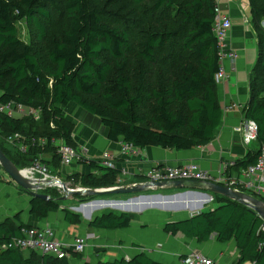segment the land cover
Returning a JSON list of instances; mask_svg holds the SVG:
<instances>
[{"label":"trees","instance_id":"1","mask_svg":"<svg viewBox=\"0 0 264 264\" xmlns=\"http://www.w3.org/2000/svg\"><path fill=\"white\" fill-rule=\"evenodd\" d=\"M129 2L138 11L143 3L152 4V10L140 11L142 19L124 16L131 32L112 25L107 19L108 9L91 7L89 0H0V100L41 108L38 121L0 115L3 143L7 144L8 135L18 132L28 145L26 151H20L7 144L11 155L0 145L17 167L39 158L50 167L42 156L48 152L54 162L51 170L55 173L60 169L55 167V159L59 158L54 148L39 145L38 139L62 137L76 147L71 137L72 125L64 114L69 104L97 117L106 128L109 141L129 142L139 149L188 150L205 146L215 138L222 109L215 81L220 49L212 30L214 0ZM248 2L253 19L263 18L264 0ZM23 19L34 25L44 41L45 61L42 53L18 37L15 20ZM45 23L55 27L48 37ZM257 32L259 52L250 70V98L243 113L245 119L257 124L255 143L259 149L264 145V30L259 27ZM158 65L166 66L167 71L159 72L155 69ZM51 121L55 129L49 127ZM256 149L247 151L231 167L241 171L254 163ZM79 163L89 168V172L78 174V181L84 186L109 187L119 172L90 158ZM50 197L51 201L30 199V214L44 218L49 209H59L60 197ZM89 198L92 197L83 196ZM214 201L218 203L215 208L199 211L182 222L167 223L165 232L181 233L199 242L212 234L221 243L234 239L240 253L238 264H264V220L219 194ZM62 210L66 222L80 223L79 214L64 207ZM17 220L18 215L0 221V245L19 237L22 228L31 227ZM131 220L129 213L107 211L89 224L99 229H122ZM23 253L18 249L0 250V264H67L66 259ZM75 256L82 258L81 254ZM98 264L161 263L139 253L128 260L120 258Z\"/></svg>","mask_w":264,"mask_h":264},{"label":"crops","instance_id":"2","mask_svg":"<svg viewBox=\"0 0 264 264\" xmlns=\"http://www.w3.org/2000/svg\"><path fill=\"white\" fill-rule=\"evenodd\" d=\"M218 6L221 15L231 17L233 21L228 32L227 46L236 51L237 60L236 70L217 84V99L222 109V118L220 125L215 130V138L205 146L188 150L177 151L146 147L133 153L120 155L117 142L109 141L106 138L107 130L99 119L95 116L92 117L75 104H69L65 107L64 114L72 125L71 137L78 146L86 145L87 158L95 159L102 151H109L117 155V170L126 167L130 173L134 172L135 168L143 170L152 165L174 166L189 161L197 162L203 169L210 171L213 177L220 174L225 175V173L234 177L241 173L236 167L226 168V164L233 165L234 161L242 159L247 151L257 148L255 142L245 145L242 141V127L245 121L243 108L250 98L249 74L259 52L257 29L260 27L264 30V17L253 19L248 0H220ZM230 64L228 58H224L221 62L225 71H230ZM93 118L99 121L98 125L102 127L101 130L98 129L99 135H94L88 125L90 121L95 120ZM42 156L44 160L48 161L50 168H54L51 155L45 152ZM55 167L60 168L55 171L60 175H66V171L79 172V174L89 172L87 165L82 163L62 168L59 159L55 163ZM115 179L114 186L109 187L129 185L138 180L136 176H122L120 171ZM11 183V189H7V184L0 185V193L4 190L10 194L8 198H6V194H0V221L8 218L14 219L18 215L17 223L19 221L31 226L53 227L56 230V238L60 241H70L76 235L93 234V237L87 242L85 252L81 254V260H78L76 254L73 253L65 260L67 264H81L83 261L98 264L120 258L128 260L139 253H145L149 258L161 264H180L181 259L193 250L212 258L218 264H238L240 253L234 239L221 243L217 241L216 235L212 234L209 239L199 242L195 238H188L181 233L173 235L164 230L167 223L182 222L184 218L189 219L198 211L218 206V203L214 201L215 194H211L208 190L157 187L127 195L125 198L112 201L118 202L119 205L111 207L120 209V211L114 212L129 213L132 218L130 225L122 229H99L90 226L89 220L104 213L101 212L100 207L94 208L91 214L84 215L81 213L82 211L74 209L82 203L79 206L73 204V207L63 205L59 209H49L47 216L40 218L29 212L31 196L24 190L19 193L15 183L13 181ZM166 188L170 190L154 193ZM243 190H245L244 193L251 195V191L246 187ZM17 193L21 195L22 200H26V211L22 207L11 209L10 204L14 202L12 197H15ZM206 195L213 197V201L209 202ZM145 196L150 200L145 201ZM165 196H172V198L165 200ZM158 197L164 198L161 205L158 203L159 201H152ZM129 201L130 203H127ZM85 204H82L84 208ZM63 207L79 214L80 223L73 225L66 222ZM24 214L26 215L24 216ZM23 254L29 253L24 252Z\"/></svg>","mask_w":264,"mask_h":264},{"label":"built area","instance_id":"3","mask_svg":"<svg viewBox=\"0 0 264 264\" xmlns=\"http://www.w3.org/2000/svg\"><path fill=\"white\" fill-rule=\"evenodd\" d=\"M214 3L215 16L212 30L217 39L220 49V68L219 71L215 74V81L218 84L221 83L224 79L228 78L230 73L236 70L237 53L233 48L227 46L228 32L233 25V21L231 17L221 15V10L218 6L220 0H214ZM224 58H228L230 60V71H225L222 68L221 62ZM0 115H6L17 119L26 116L30 117L34 121H38L41 116V108L29 107L14 100H8L5 102H2L0 100ZM49 127L51 129H55V124L51 121ZM257 131L258 127L255 121L251 119H245L242 127L243 143L245 145H250L255 142L257 138ZM5 142L12 148L18 149L20 151H26L28 148V145L25 143L24 137L18 132H13L12 134L8 135L5 138ZM38 144L43 147H45L47 144L52 146L59 158L62 168L70 167L81 162L82 160L89 159L86 156V145H76V147H74L62 137H52L50 139L41 137L38 139ZM117 144L120 149V155L133 153L139 149L134 147L129 142L119 141L117 142ZM116 159L117 155L104 150L94 160H96L103 167L117 169L118 165ZM229 166H231L229 163L226 164V168H228ZM25 168L34 170V175L32 177H26L22 174L24 177L29 179L31 183L40 184L42 182H48L47 187L44 189L36 190L38 192H41L47 188H57L59 190H62L64 185L67 187L65 181L62 180L61 175L59 173H51L49 167L40 159L33 160L30 166ZM119 171L122 176H136L138 180L134 181L131 184L148 183L150 185L148 187L149 189L157 188L155 186H152V184H155L157 182L162 183L175 180L212 181L214 183L222 184L237 190H243V188L246 187L251 191V193L264 199V145L259 148L255 162L248 165L244 170L240 171V174L234 177L230 175L228 176L226 173L225 175L220 174L216 177H213L210 171L203 169L195 161H189L187 163L174 166L152 165L143 170L135 168V171L132 173H130L126 167L120 168ZM56 184L59 185L62 189L56 187ZM79 188L83 187H77V189ZM208 200L209 202H212L213 198L210 196ZM262 229L264 230V223ZM92 237L93 234H86L84 236L76 235L73 236L70 241H60L56 238V230L53 227L31 226L29 228H22L21 235L19 237L12 238L8 242L2 243L0 245V250L18 249L22 252L30 251L38 253L42 256L47 255L57 260H65L70 254H83L86 250L87 242ZM180 264L218 263L212 258L202 254L201 252L193 250L187 253L181 259ZM243 264L255 263L251 262Z\"/></svg>","mask_w":264,"mask_h":264},{"label":"rangeland","instance_id":"4","mask_svg":"<svg viewBox=\"0 0 264 264\" xmlns=\"http://www.w3.org/2000/svg\"><path fill=\"white\" fill-rule=\"evenodd\" d=\"M89 3H90L91 7H104L105 9H108V11H109V14H107L108 21L113 23L112 25L120 26L122 29H128V31L130 30V32L133 31V30L131 28H128L127 24H125L126 21L124 19V16H126V17H135L137 19H142V17H144V16L140 14L141 13L140 11H143L144 9H146L147 11L152 10V4L150 2L143 3V5L139 7L140 11H138L136 8H134V5H132L129 2V0H120L119 2H116V0H89ZM114 11H116L118 14H115V15L111 14ZM15 24H16V27H17L18 37L23 42L31 44L35 48V50L38 53L41 54L44 51L45 43L38 36V30L34 27V25L30 24L29 22H26L25 19H23V20H15ZM54 28L55 27L51 26L49 23H45L46 37H48L50 35V33L53 31ZM132 37L135 38L134 36H132ZM41 57H42L43 61H45L44 53L41 54ZM161 57H164V56H161ZM155 69L158 70L159 72L160 71L161 72L167 71L166 66H161V65L156 66ZM22 118L26 119L28 117L23 116ZM95 118H93V119H95ZM89 123H91V124H89ZM89 123H88V125H89L91 131H93V134L94 135L95 134L99 135L98 129H100V130L102 129L101 125H98L99 121H97L95 119V120L90 121ZM0 138H1V135H0ZM0 145H2L4 147V150L9 155H11V153L9 152V149H8V145L3 143V141L1 139H0ZM55 160H56V162H58L57 157H56ZM30 164L31 163L20 164V165H18V167L20 169H22V168L30 166ZM51 168L49 167L50 172L53 173V174H56V173H54L53 170H51ZM65 174L66 175L61 174V178H62L63 181H65L67 187L70 188V189H76L77 187L95 188L93 186L81 185L79 183V181H78L79 178H80V175H78L79 172H75V173L71 172L70 173L69 171H66ZM7 179H10L9 176H7L5 174V172L2 170V168L0 167V185L4 186L5 184H7V186H6L7 189H11L12 188V183H11L12 181L11 180L7 181ZM6 181H7V183H5ZM115 181H116V179L114 180V183H115ZM114 183L111 186H114ZM15 187H17V189L19 190V193L23 192V189L21 187H19L17 185ZM96 188H107V186L96 187ZM169 190L170 189L166 188V189H163V190H160V191L159 190L155 191L154 193L158 194V193H161V191H169ZM25 192H27V191H25ZM41 193H45V194L51 195L52 197H54V199L62 197V196H65L66 197L65 200H61L60 201L61 206H63V205L67 206L68 205L67 207H73L74 206L73 204H75L76 206H79V204H81V203L82 204L88 203V204H85L86 205L85 208L83 207V209L81 210L82 211L81 213H83L84 215L85 214H91V211L95 207H98V206H95V205H97L98 203H101V202H97V203L94 204L93 202H88V201H91L92 199L102 201L105 204H107V202H105V201H110L109 202L110 204H115L112 201H114L116 199H120V198H125L127 196V195H123V194H117V195H108L107 194V195L92 197L91 199L90 198L89 199H83V196L84 197H87V196H85V195H83V196L67 195V194H65L63 189L59 190L57 188H47V189L41 191ZM146 193H151V192H146ZM0 194H4V195L6 194V198H8V196L10 195L7 192H5L4 190H2ZM132 196H135V195H132ZM12 199H14L13 200L14 202L10 204L11 205V209H14L15 207L16 208L22 207L23 210L26 211L27 202H26V200H22L21 195H19L17 193L15 195V197L14 196L12 197ZM158 200H160V198H158ZM158 200H154V201H158ZM108 204L106 205V207H100L101 208V212L120 211V209L118 210V209H116L114 207L108 206ZM134 208L137 210V208L135 206H134ZM25 215L26 214H24V216Z\"/></svg>","mask_w":264,"mask_h":264},{"label":"water","instance_id":"5","mask_svg":"<svg viewBox=\"0 0 264 264\" xmlns=\"http://www.w3.org/2000/svg\"><path fill=\"white\" fill-rule=\"evenodd\" d=\"M0 167L5 172L7 176L19 187H21L23 190L27 191V193L31 196L30 199L34 197L41 198L45 201H51V197L45 193L38 192L36 190L38 189H44L47 187L48 182H42L38 184H33L29 179L24 177L19 170V168L3 153V151L0 148ZM150 185L148 183H137V184H129V185H119L115 187H107V188H79V189H70L63 186V191L67 195H86L91 197H97L102 195H117V194H123V195H130L134 193H140L142 191H145L149 189ZM152 186L155 187H173V188H188L192 190H208L212 194H219L221 196H224L228 199H231L248 209H251L254 211L260 218L264 220V199H258L252 195H249L247 193H244L240 190L227 187L222 184L214 183L212 181H198V180H175L170 182H157L155 184H152ZM208 198L209 195H206ZM65 196H62L59 198V200H65ZM148 197L145 196L144 199H147ZM155 198V197H154ZM161 198V197H158ZM166 199H171L172 196H165ZM90 202H93L94 204L97 202H102L99 200L92 199ZM109 203V201H105ZM130 202V201H129ZM127 202V203H129ZM114 206L119 205L118 202H114ZM83 205L81 204L79 207L74 208L76 210L81 211L83 209ZM199 212V211H198ZM196 212V214L198 213ZM195 215V214H194ZM191 215L190 217L194 216ZM95 217V216H94ZM93 217V218H94ZM189 217V218H190ZM92 218V219H93ZM90 219L89 222L92 220ZM188 218H184V220H187ZM181 221V220H180ZM178 222V221H177Z\"/></svg>","mask_w":264,"mask_h":264},{"label":"bare ground","instance_id":"6","mask_svg":"<svg viewBox=\"0 0 264 264\" xmlns=\"http://www.w3.org/2000/svg\"><path fill=\"white\" fill-rule=\"evenodd\" d=\"M170 166V165H169ZM20 171L22 172V174L24 175V176H26V177H32L33 175H34V170H32V169H26V168H22V169H20ZM235 175V174H234ZM53 184V183H52ZM56 187H58V188H61L59 185H55ZM243 192H245V190H242ZM212 194V193H211ZM212 196H214V195H212ZM213 198V197H212ZM145 201H148V200H150V199H144ZM154 200H158V199H154ZM154 200H152V201H154ZM162 200H164V198H160V200H158L159 202V204L161 205V203H162ZM166 200V199H165ZM154 202H157V201H154ZM203 202V201H202ZM201 203V202H200ZM108 204V203H107ZM107 204H105L104 202H101V203H98L97 205H95V206H98V207H104V206H106ZM202 205V204H201ZM108 206H114V204H108ZM98 207H95V208H98Z\"/></svg>","mask_w":264,"mask_h":264}]
</instances>
